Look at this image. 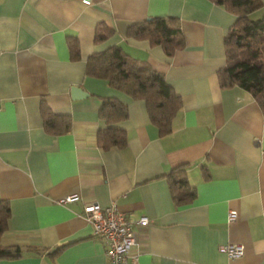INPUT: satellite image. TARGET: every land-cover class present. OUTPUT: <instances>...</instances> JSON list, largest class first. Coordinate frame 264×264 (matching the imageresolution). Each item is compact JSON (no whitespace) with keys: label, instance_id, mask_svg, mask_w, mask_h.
<instances>
[{"label":"crops","instance_id":"crops-1","mask_svg":"<svg viewBox=\"0 0 264 264\" xmlns=\"http://www.w3.org/2000/svg\"><path fill=\"white\" fill-rule=\"evenodd\" d=\"M253 14L264 17V0ZM165 16L177 19L183 38L172 56L127 37L130 25ZM234 21L210 0H0V200L10 208L0 245L25 250L0 264H106L88 203L115 205L133 223L148 218L135 226L136 260L125 264H264V112L249 92L220 87L217 77ZM99 25L109 34L96 42ZM114 46L179 96L169 133H159L142 100L86 74L87 59ZM72 87L87 95L73 99ZM104 98L127 106L115 125L122 147L98 144ZM43 103L69 117L67 131L45 130ZM178 168L187 187L176 192H194L185 202L170 189ZM66 196L77 199L58 202ZM231 210L237 217L228 221ZM227 244L242 245L243 256L229 259L220 251Z\"/></svg>","mask_w":264,"mask_h":264},{"label":"trees","instance_id":"trees-1","mask_svg":"<svg viewBox=\"0 0 264 264\" xmlns=\"http://www.w3.org/2000/svg\"><path fill=\"white\" fill-rule=\"evenodd\" d=\"M210 1L235 16L234 23L224 37L226 65L217 73L219 85L241 87L252 95L264 112V17H249L260 7V0ZM108 34L109 29L99 25L95 41H103ZM126 35L161 46L168 57L183 47L178 21L174 17H154L134 23L128 27ZM68 46L71 58L78 59L77 41L71 40ZM85 72L91 77L106 80L109 86L124 91L133 99L142 100L150 121L157 126L159 133L164 135L170 132L171 120L179 110L181 101L164 77L149 65L130 58L120 47L114 46L91 55L86 61ZM40 113L46 131L58 134L70 128L68 116L53 114L44 103L41 104ZM99 116L105 121L106 127L98 133V144L103 148L122 147L125 144L124 131L115 125L127 119V106L114 98H104ZM174 171L168 176L171 193L178 202L192 199L193 190L185 191V196L176 192L178 186L187 187V182L183 168ZM9 217V205L0 200V236L6 230ZM24 251L18 246L0 245V260L18 259Z\"/></svg>","mask_w":264,"mask_h":264},{"label":"built area","instance_id":"built-area-1","mask_svg":"<svg viewBox=\"0 0 264 264\" xmlns=\"http://www.w3.org/2000/svg\"><path fill=\"white\" fill-rule=\"evenodd\" d=\"M77 196H66L58 200L61 204L73 202ZM84 213L87 221L92 225L93 235L107 245L105 255L108 258L106 264H125L127 260H136L139 245L135 226L146 225L147 217H140L135 223L120 212L115 205L101 208L97 204L84 205ZM237 213L231 210L228 221L236 219ZM229 259L243 256L244 247L239 244H227L220 247Z\"/></svg>","mask_w":264,"mask_h":264},{"label":"water","instance_id":"water-1","mask_svg":"<svg viewBox=\"0 0 264 264\" xmlns=\"http://www.w3.org/2000/svg\"><path fill=\"white\" fill-rule=\"evenodd\" d=\"M71 95L73 99H81L84 98L87 94L78 87H72Z\"/></svg>","mask_w":264,"mask_h":264},{"label":"rangeland","instance_id":"rangeland-1","mask_svg":"<svg viewBox=\"0 0 264 264\" xmlns=\"http://www.w3.org/2000/svg\"><path fill=\"white\" fill-rule=\"evenodd\" d=\"M249 17H250L251 19H254V18H256V17H257V15H255V14L251 13V14L249 15Z\"/></svg>","mask_w":264,"mask_h":264}]
</instances>
